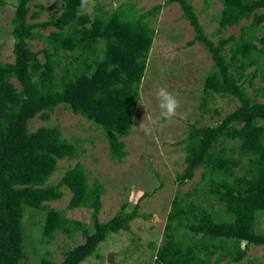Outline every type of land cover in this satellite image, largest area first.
Returning <instances> with one entry per match:
<instances>
[{"label": "trees", "instance_id": "1", "mask_svg": "<svg viewBox=\"0 0 264 264\" xmlns=\"http://www.w3.org/2000/svg\"><path fill=\"white\" fill-rule=\"evenodd\" d=\"M30 1L14 0L8 30L13 59L0 61V264L26 261L22 218L28 210L43 211L44 242L58 231L68 234L79 229L83 236L81 243L62 252L59 262L44 254L37 264H79L89 256L99 258L98 244L127 228L133 212L118 209L106 221L98 220L103 185L95 178L88 182L80 162L65 169L55 183L48 182L58 160L79 156V139L62 137L55 125L29 130L27 124L35 116L48 120L56 106L67 108L102 131L108 158L120 162L125 156L122 138L130 131L153 41L147 18L171 3L178 5L181 18L193 31L186 45L199 42L211 59L198 110L207 111L206 100L213 95L237 102L215 124L187 125L179 141L184 167L176 182L184 183L203 167L200 178L208 176V191L223 204L227 219L218 220L194 205L182 207L174 195L162 227V243L146 244L154 254L145 264H209L215 255L213 264L220 259L234 263L245 257L249 245L264 246V232L255 231V214L264 211V103L257 100L264 98V30L255 33L264 28V0H220L215 42L203 32L189 0H164L142 13L135 12L133 2L111 10L95 3L93 15L81 12L80 0H60L59 11H50L41 21L36 19L47 7L36 3L29 12ZM234 25H238L235 36L221 35ZM47 28L51 29L43 34L41 30ZM30 41L44 45L33 50ZM256 77L261 84L254 86ZM226 141L236 144L226 146ZM62 188L70 193L66 206H48L62 197ZM79 207L90 209L91 231L64 214ZM248 262L257 264L255 258Z\"/></svg>", "mask_w": 264, "mask_h": 264}, {"label": "rangeland", "instance_id": "2", "mask_svg": "<svg viewBox=\"0 0 264 264\" xmlns=\"http://www.w3.org/2000/svg\"><path fill=\"white\" fill-rule=\"evenodd\" d=\"M164 0H95L106 10L123 6L124 2H133L136 13L148 10L156 3ZM198 22L205 35L213 42L217 39L215 16L222 5L220 0H189ZM41 3L47 9L40 13L36 20H45L52 10L59 11L60 0H31L29 12L35 9L34 4ZM14 9V0H0V61L11 62L12 39L8 33L10 18ZM81 12L87 13L81 8ZM29 21H32L29 17ZM153 29V41L148 53L147 62L138 89V100L129 134L123 137L125 156L120 162H114L107 156V145L102 131L79 115L70 113L67 108L56 106L46 121L36 116L28 120L29 130L39 125L57 126L62 137L79 139L80 154L74 159H60L48 182L55 183L65 169L75 162H80L88 176V182L95 178L103 185L100 196L101 206L97 215L104 222L118 209L134 215L128 220L127 228L110 233L97 246L99 258L89 256L79 264H145L151 261L154 249L146 245L158 246L162 243V227L165 216L170 208L174 195L178 197L179 205L184 207L194 205L195 208H205L216 219L225 220L223 204L216 200L215 195L208 191L207 177L201 179L203 167L194 170L193 176L182 184H177L176 175L184 167L183 143L179 141L187 132V125L215 124L236 105L235 100L213 95L206 100L207 111L200 112L197 108L200 102L202 81L205 74L212 69L209 54L199 42L187 46L186 42L193 37V31L188 22L181 18L180 9L176 3L163 5L159 11L147 18ZM248 20L241 21L246 24ZM41 30L46 34L48 30ZM264 28L256 29L261 34ZM234 36L238 33V25L227 27L222 36ZM31 49L36 50L44 45L43 41H30ZM38 59L42 60L41 54ZM253 66L245 71H251ZM17 83H14L16 85ZM256 77L253 85H260ZM166 87L180 101L177 115L171 120H160L150 135L140 128L145 114L159 119L160 109L155 100L158 88ZM251 93V87L245 86ZM264 103V98H258ZM215 109L216 112L212 111ZM226 146L235 145V141H226ZM235 173H240L236 169ZM63 195L59 200L47 203L56 209H63L70 193L62 188ZM66 217L81 221L89 231L92 230L90 209L79 207L65 210ZM23 240L26 261L24 264H37L40 256L59 262L62 252L83 241L79 229L65 234L60 231L53 233L49 242H44L40 236L43 211L28 210L23 215ZM255 231L264 232V211L255 214ZM179 232L187 233L183 229ZM180 233V234H181ZM191 234V233H190ZM181 238L182 236H177ZM240 247L242 242H240ZM110 260H106V254ZM210 258L209 264H213ZM255 258L257 264H264V246L249 245L245 257L232 263L220 259L218 264H250L248 260Z\"/></svg>", "mask_w": 264, "mask_h": 264}, {"label": "clouds", "instance_id": "3", "mask_svg": "<svg viewBox=\"0 0 264 264\" xmlns=\"http://www.w3.org/2000/svg\"><path fill=\"white\" fill-rule=\"evenodd\" d=\"M80 7L84 9L87 14L93 15L95 0H80ZM155 100L160 109L159 119L145 114L143 121L139 125L146 135H150L152 131L159 126L161 119L171 121L177 115V110L181 106L177 96L166 87H160L157 89Z\"/></svg>", "mask_w": 264, "mask_h": 264}, {"label": "water", "instance_id": "4", "mask_svg": "<svg viewBox=\"0 0 264 264\" xmlns=\"http://www.w3.org/2000/svg\"><path fill=\"white\" fill-rule=\"evenodd\" d=\"M110 258H111V256H110V254H106V260H110Z\"/></svg>", "mask_w": 264, "mask_h": 264}]
</instances>
